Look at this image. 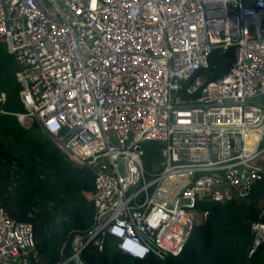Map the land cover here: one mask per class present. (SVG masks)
Wrapping results in <instances>:
<instances>
[{
    "label": "built area",
    "instance_id": "1",
    "mask_svg": "<svg viewBox=\"0 0 264 264\" xmlns=\"http://www.w3.org/2000/svg\"><path fill=\"white\" fill-rule=\"evenodd\" d=\"M0 43L19 125L93 178L79 257L105 236L133 260L179 256L206 219L198 203L242 202L264 181V0H0ZM216 49L234 63L209 81ZM147 144L161 158L151 174ZM251 230L248 257L264 245V224ZM37 257L33 226L0 206V264Z\"/></svg>",
    "mask_w": 264,
    "mask_h": 264
},
{
    "label": "trees",
    "instance_id": "2",
    "mask_svg": "<svg viewBox=\"0 0 264 264\" xmlns=\"http://www.w3.org/2000/svg\"><path fill=\"white\" fill-rule=\"evenodd\" d=\"M242 1L246 7L254 2ZM233 63L232 49L212 51L209 81L220 79ZM16 72L13 57L0 43V206L15 223L33 226L38 257L31 264H63L73 254L74 239H86L92 232L93 178L86 168L69 162L39 128L25 130L19 125L15 115L23 114L24 108ZM156 147L147 144L146 151L156 152ZM263 196L261 181L242 202L198 203L205 221L192 229L182 253L165 261L133 260L117 249L110 236L102 239L101 250L89 244L80 260L84 264H264V245L248 257L251 227L264 224L259 209Z\"/></svg>",
    "mask_w": 264,
    "mask_h": 264
},
{
    "label": "rangeland",
    "instance_id": "3",
    "mask_svg": "<svg viewBox=\"0 0 264 264\" xmlns=\"http://www.w3.org/2000/svg\"><path fill=\"white\" fill-rule=\"evenodd\" d=\"M144 162V168L148 174L153 173L156 168L159 166L161 162L160 156L156 154V152H153V150H147L146 151V156L143 159ZM0 171L3 172V169L0 168ZM149 179V178H148Z\"/></svg>",
    "mask_w": 264,
    "mask_h": 264
},
{
    "label": "water",
    "instance_id": "4",
    "mask_svg": "<svg viewBox=\"0 0 264 264\" xmlns=\"http://www.w3.org/2000/svg\"><path fill=\"white\" fill-rule=\"evenodd\" d=\"M72 249H73V258H72V262L74 264H84L81 260H80V257L78 256V248L75 244H73L72 246ZM69 263V260L65 261L63 264H68Z\"/></svg>",
    "mask_w": 264,
    "mask_h": 264
}]
</instances>
